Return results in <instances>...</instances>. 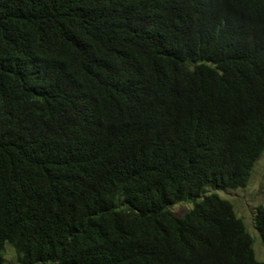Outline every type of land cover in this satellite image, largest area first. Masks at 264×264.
Listing matches in <instances>:
<instances>
[{"label":"trees","instance_id":"trees-1","mask_svg":"<svg viewBox=\"0 0 264 264\" xmlns=\"http://www.w3.org/2000/svg\"><path fill=\"white\" fill-rule=\"evenodd\" d=\"M263 151L264 0H0V264H264Z\"/></svg>","mask_w":264,"mask_h":264},{"label":"rangeland","instance_id":"rangeland-1","mask_svg":"<svg viewBox=\"0 0 264 264\" xmlns=\"http://www.w3.org/2000/svg\"><path fill=\"white\" fill-rule=\"evenodd\" d=\"M216 192L221 198L228 200L236 215L243 221L245 227L253 238V248L256 259L264 261V251L260 236L255 228L257 208L264 205V151L255 163L247 185L237 189H209V193ZM191 205L179 203L172 207V211L182 216ZM2 264H23L21 257L12 246L7 245L4 262Z\"/></svg>","mask_w":264,"mask_h":264}]
</instances>
